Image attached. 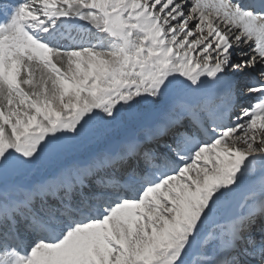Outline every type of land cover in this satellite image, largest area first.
I'll return each mask as SVG.
<instances>
[{
  "label": "snow or ice",
  "instance_id": "1",
  "mask_svg": "<svg viewBox=\"0 0 264 264\" xmlns=\"http://www.w3.org/2000/svg\"><path fill=\"white\" fill-rule=\"evenodd\" d=\"M0 264H264V0H0Z\"/></svg>",
  "mask_w": 264,
  "mask_h": 264
}]
</instances>
